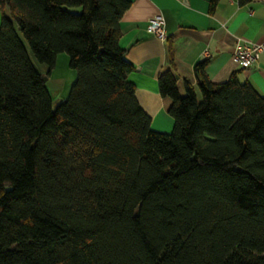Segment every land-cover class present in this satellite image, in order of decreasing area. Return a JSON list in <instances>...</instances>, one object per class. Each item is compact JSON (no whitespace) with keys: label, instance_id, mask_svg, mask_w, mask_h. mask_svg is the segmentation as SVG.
Masks as SVG:
<instances>
[{"label":"trees","instance_id":"obj_1","mask_svg":"<svg viewBox=\"0 0 264 264\" xmlns=\"http://www.w3.org/2000/svg\"><path fill=\"white\" fill-rule=\"evenodd\" d=\"M130 4L0 0V264H264V95L208 59L181 95L169 46L174 124L153 130L119 46ZM15 26L77 71L54 109Z\"/></svg>","mask_w":264,"mask_h":264},{"label":"crops","instance_id":"obj_2","mask_svg":"<svg viewBox=\"0 0 264 264\" xmlns=\"http://www.w3.org/2000/svg\"><path fill=\"white\" fill-rule=\"evenodd\" d=\"M156 15L164 19L166 41L146 31V22ZM1 16L0 8V21ZM119 26V46L133 65L127 80L134 84L135 96L150 116L153 130L170 132L174 124L167 111L170 100L160 95L157 86L158 74L169 68V46L179 93L184 81L196 87L194 66L208 59L205 74L211 82H224L234 73L239 82L250 83L264 95V50L248 68L233 59L238 40L264 45V0L246 5L217 0L212 9L210 0H131Z\"/></svg>","mask_w":264,"mask_h":264},{"label":"rangeland","instance_id":"obj_3","mask_svg":"<svg viewBox=\"0 0 264 264\" xmlns=\"http://www.w3.org/2000/svg\"><path fill=\"white\" fill-rule=\"evenodd\" d=\"M15 31L23 43L33 67L45 78L44 86L50 96L51 106L54 109L58 103L66 100L69 96L71 86L76 79L77 71L69 66L66 53L57 55L55 65L52 69H50L46 63L39 62L35 58L28 41L23 36L18 26H15ZM184 93V89L181 88L180 94L183 95ZM196 94L197 98L200 100V93L197 91Z\"/></svg>","mask_w":264,"mask_h":264},{"label":"built area","instance_id":"obj_4","mask_svg":"<svg viewBox=\"0 0 264 264\" xmlns=\"http://www.w3.org/2000/svg\"><path fill=\"white\" fill-rule=\"evenodd\" d=\"M145 28L150 35L161 41L167 40L168 35L164 27V19L161 15H156L148 19ZM262 50H264V45L238 40L233 52V59L238 66L248 68L258 62Z\"/></svg>","mask_w":264,"mask_h":264},{"label":"water","instance_id":"obj_5","mask_svg":"<svg viewBox=\"0 0 264 264\" xmlns=\"http://www.w3.org/2000/svg\"><path fill=\"white\" fill-rule=\"evenodd\" d=\"M41 78H42V81L44 82L45 78H44V77H42V76H41ZM176 78H178V76H177V75H176Z\"/></svg>","mask_w":264,"mask_h":264}]
</instances>
